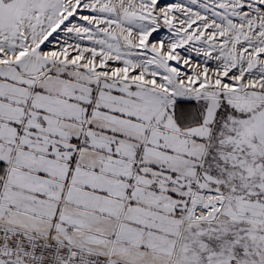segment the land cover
I'll return each instance as SVG.
<instances>
[{
	"label": "snow or ice",
	"instance_id": "1",
	"mask_svg": "<svg viewBox=\"0 0 264 264\" xmlns=\"http://www.w3.org/2000/svg\"><path fill=\"white\" fill-rule=\"evenodd\" d=\"M0 264H264V0H0Z\"/></svg>",
	"mask_w": 264,
	"mask_h": 264
}]
</instances>
